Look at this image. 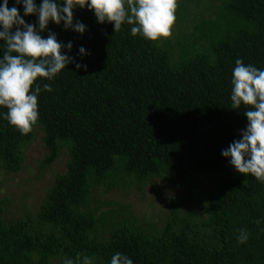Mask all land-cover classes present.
Wrapping results in <instances>:
<instances>
[{
	"label": "trees",
	"instance_id": "16d2710c",
	"mask_svg": "<svg viewBox=\"0 0 264 264\" xmlns=\"http://www.w3.org/2000/svg\"><path fill=\"white\" fill-rule=\"evenodd\" d=\"M202 1L0 0V171L37 128L40 169L68 151L36 211L0 200V264H264V0ZM158 179L190 194L154 225L106 199Z\"/></svg>",
	"mask_w": 264,
	"mask_h": 264
},
{
	"label": "rangeland",
	"instance_id": "374dc122",
	"mask_svg": "<svg viewBox=\"0 0 264 264\" xmlns=\"http://www.w3.org/2000/svg\"><path fill=\"white\" fill-rule=\"evenodd\" d=\"M214 4H220V0H204L202 1V9H206ZM71 7L64 10L63 18L65 20H72L77 16L81 10L73 11ZM184 16H180V20ZM173 13L170 9L165 10V16L161 26L162 40L172 38L176 33H179L178 22L173 20ZM189 23L188 21H186ZM186 22L183 24L185 25ZM44 133L41 129H36V137L25 150V164L21 172L12 175L4 174L0 171V200L7 199L8 206L5 211V218L8 221H15L26 214V210H37L38 206L42 204L47 197L49 188L54 184L55 177L58 173H64L67 169L68 151L63 150L61 157L56 161L52 167L41 168V163L47 155V149L44 144ZM157 190L153 189V184L149 183L139 191L134 186L128 189L117 188L106 196V199L114 203H120L131 208L140 221L156 224L165 220L170 210V204L164 198L165 193L169 197H184L190 194V188L187 184H181L177 181H170L171 186L166 187L163 181L156 180ZM209 180H204L199 187L198 195L203 197L207 195V191L211 188ZM198 197V199H200ZM205 204L200 206L196 201L187 204H181L180 208L184 211L196 210L203 213ZM31 211H28L29 214Z\"/></svg>",
	"mask_w": 264,
	"mask_h": 264
}]
</instances>
